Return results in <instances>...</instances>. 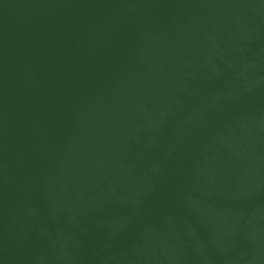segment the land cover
<instances>
[{
	"label": "water",
	"instance_id": "95a60500",
	"mask_svg": "<svg viewBox=\"0 0 264 264\" xmlns=\"http://www.w3.org/2000/svg\"><path fill=\"white\" fill-rule=\"evenodd\" d=\"M0 264H264V0H0Z\"/></svg>",
	"mask_w": 264,
	"mask_h": 264
}]
</instances>
